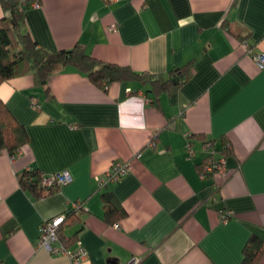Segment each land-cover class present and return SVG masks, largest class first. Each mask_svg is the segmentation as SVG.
<instances>
[{"label": "crops", "instance_id": "1", "mask_svg": "<svg viewBox=\"0 0 264 264\" xmlns=\"http://www.w3.org/2000/svg\"><path fill=\"white\" fill-rule=\"evenodd\" d=\"M35 1L22 30L47 51L81 44L103 62L164 77L191 61L192 74L160 93L150 82L101 87L72 65L47 86L33 72L3 82L0 98L28 142L14 160L0 152V264H70L39 237L76 201L83 208L61 232L73 238L68 248L87 250V264H242L253 235L264 264V67L243 47L264 52V0ZM207 141L227 178L201 177ZM122 161L129 172L101 187ZM31 168L72 181L39 198L20 183ZM107 192L125 211L115 221Z\"/></svg>", "mask_w": 264, "mask_h": 264}, {"label": "trees", "instance_id": "2", "mask_svg": "<svg viewBox=\"0 0 264 264\" xmlns=\"http://www.w3.org/2000/svg\"><path fill=\"white\" fill-rule=\"evenodd\" d=\"M33 1L35 0H25L27 4L23 6V0H0L6 13L0 18V85L15 76L33 72L36 83L47 86L52 74L65 65H72L86 73L93 82L101 87L121 81L150 82L153 89L160 93L168 90L173 81L180 83L192 74L191 61L164 77L135 71L128 66L103 62L89 54L81 44H77L69 50L47 51L37 44L29 32L22 30L25 13ZM27 142L26 127L15 118L6 103L0 98V152L6 150L13 155ZM43 175L38 169L26 170L20 177L21 186L39 198L45 197L55 190L46 191L39 186ZM103 199L109 208L106 213L108 221H115L124 215L125 211L122 207L111 205L110 193H105ZM65 215L59 236L67 246L73 238L66 239L61 229L77 213L67 211ZM262 245L259 238L251 236L245 246V257L242 264H255L258 254L262 251Z\"/></svg>", "mask_w": 264, "mask_h": 264}, {"label": "built area", "instance_id": "3", "mask_svg": "<svg viewBox=\"0 0 264 264\" xmlns=\"http://www.w3.org/2000/svg\"><path fill=\"white\" fill-rule=\"evenodd\" d=\"M111 2H117L122 0H107ZM23 6L27 3L25 0L22 2ZM30 7H39V2L33 1L29 4ZM111 30H115V25L110 27ZM245 51L251 55L253 60L261 67H264V52L255 53L251 45L247 42H243ZM32 105L37 106L36 101H32ZM187 151L190 157L196 155V150L190 142H187ZM202 150L208 153L207 158L200 166V175L203 179L209 176L221 175L223 178H227L231 171L228 169L226 159L224 157H215V150L210 141L203 144ZM19 155V151L11 155V160L16 159ZM130 170L129 162H114L111 168L105 174V177L99 179L101 187L108 185L109 183L118 182L123 176H125ZM72 181V177L68 172H59L55 174H44L39 182V186L44 190L49 189L57 190L58 188L69 184ZM83 208V204L80 201L71 203L68 211H74L80 213ZM231 211H225L220 214L221 222L226 223L230 216ZM66 215L55 216L43 222L40 228L39 246L46 249L52 255H65L69 258L70 264H87L88 252L82 245H77L76 248H68L60 239L59 230L64 222ZM140 259L133 257L126 264H139Z\"/></svg>", "mask_w": 264, "mask_h": 264}]
</instances>
